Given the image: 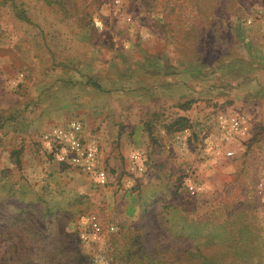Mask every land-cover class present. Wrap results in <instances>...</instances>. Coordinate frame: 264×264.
I'll use <instances>...</instances> for the list:
<instances>
[{"label": "rangeland", "instance_id": "1", "mask_svg": "<svg viewBox=\"0 0 264 264\" xmlns=\"http://www.w3.org/2000/svg\"><path fill=\"white\" fill-rule=\"evenodd\" d=\"M116 1L0 0V264H264V0ZM73 78L115 93L109 129L67 121L104 187L43 142Z\"/></svg>", "mask_w": 264, "mask_h": 264}, {"label": "built area", "instance_id": "2", "mask_svg": "<svg viewBox=\"0 0 264 264\" xmlns=\"http://www.w3.org/2000/svg\"><path fill=\"white\" fill-rule=\"evenodd\" d=\"M117 3L120 1L117 0ZM220 140L224 144H232L250 134L252 125L250 119L241 113H223L216 118ZM43 142L54 159L61 165L71 167L85 175L91 176L99 186H106L110 182V175L101 163V149L95 140H89L85 136L84 126L81 121H72L65 128H56L43 135ZM234 149L225 150V156L234 155ZM131 159L138 163L137 169L144 171L141 164L143 158L140 152H134ZM261 187L263 184L260 185ZM187 190L192 195H197L201 188L191 183L186 184ZM95 234L101 232V227L94 222ZM86 239V234L82 235Z\"/></svg>", "mask_w": 264, "mask_h": 264}, {"label": "crops", "instance_id": "3", "mask_svg": "<svg viewBox=\"0 0 264 264\" xmlns=\"http://www.w3.org/2000/svg\"><path fill=\"white\" fill-rule=\"evenodd\" d=\"M64 78L66 79V77ZM72 81L73 83H59V100L60 98L68 99L69 101L66 103H71L63 110H59V128H65L66 125H68L67 121L77 115H80L81 120L83 119L82 121L91 131L94 129V126L98 127L100 125H105L107 129L112 127V118L109 120V118L106 117L112 114L110 111H112L113 108L110 102L111 98L115 96V93L106 91L105 89L102 91L96 90L93 86L84 83L80 78H73ZM61 86L65 88L60 90ZM71 100H73V102ZM66 112L67 114L65 115ZM56 126L58 125H55V128L54 126L50 127L51 129L49 128L43 131L42 134L51 132L56 129ZM101 151L103 157V149H101ZM107 153L105 154L106 156ZM113 155L109 154L108 156L113 157Z\"/></svg>", "mask_w": 264, "mask_h": 264}]
</instances>
